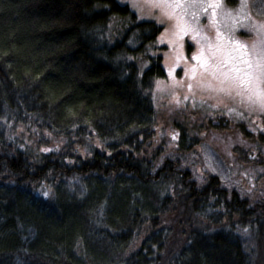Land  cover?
Listing matches in <instances>:
<instances>
[{
    "label": "trees",
    "instance_id": "trees-1",
    "mask_svg": "<svg viewBox=\"0 0 264 264\" xmlns=\"http://www.w3.org/2000/svg\"><path fill=\"white\" fill-rule=\"evenodd\" d=\"M162 30L118 0H0V264H264V136L201 113L244 141L245 189L195 181V137L154 127Z\"/></svg>",
    "mask_w": 264,
    "mask_h": 264
},
{
    "label": "rangeland",
    "instance_id": "rangeland-1",
    "mask_svg": "<svg viewBox=\"0 0 264 264\" xmlns=\"http://www.w3.org/2000/svg\"><path fill=\"white\" fill-rule=\"evenodd\" d=\"M118 2L128 6L139 21L153 22L163 28L157 43L165 47L162 63L166 77L154 82L151 100L155 112L154 127L159 137H165H162L166 142L165 147L174 150L171 138L175 134L177 139V126H180L197 141V144L183 155L184 165L191 170L195 181L201 183L206 176L216 175L229 190L245 189L243 172L240 170L242 167L235 163L234 157L238 149L244 146V141L237 137L233 127L224 132L205 128L201 113H205L209 118L217 116L232 121L242 119L247 122L250 130L258 132L256 139H259L261 134L264 136V131L260 130L264 128V115L258 112L250 113L245 105L240 103L238 96L232 100L222 93L203 87L202 85L208 83L215 86L217 81L199 67L192 56L199 55L202 51L207 55V44L217 42V31L224 40L246 45L249 50L254 43L264 41V1L222 0L214 21L209 18L208 0L195 4L190 0H182L179 6L171 2L162 3L161 0ZM178 23L190 25L187 34L179 37L174 34L178 31ZM193 36L196 39H193ZM193 66H196L195 75L192 72ZM189 84L193 86L191 90ZM185 96L188 99H185ZM229 108L234 111L229 112ZM218 120L213 123L217 124ZM256 139H250L249 143ZM262 145L264 150V142Z\"/></svg>",
    "mask_w": 264,
    "mask_h": 264
},
{
    "label": "snow or ice",
    "instance_id": "snow-or-ice-1",
    "mask_svg": "<svg viewBox=\"0 0 264 264\" xmlns=\"http://www.w3.org/2000/svg\"><path fill=\"white\" fill-rule=\"evenodd\" d=\"M161 2H171L179 6L182 0H161ZM212 6L215 7L216 4L213 3ZM176 28L178 31L174 34L179 37L188 33L190 25L178 23ZM193 39L196 37L193 36ZM216 41L207 44V55L202 51L199 55L192 56V59L198 62V66L217 81L215 86L211 83L202 86L212 92L222 93L232 100L238 96L240 103L244 104L250 113L258 112L264 115V41H260L259 44L254 43L249 50L246 45L224 40L219 31L216 34ZM192 72L195 75L196 66H193ZM188 87L191 90L193 86L189 84ZM185 99L188 97L185 96ZM228 111L232 112L234 109L229 108ZM237 115L239 116L240 113ZM260 130L264 131V128ZM175 138L174 134L173 139ZM44 195L47 197L48 193L45 192Z\"/></svg>",
    "mask_w": 264,
    "mask_h": 264
},
{
    "label": "flooded vegetation",
    "instance_id": "flooded-vegetation-1",
    "mask_svg": "<svg viewBox=\"0 0 264 264\" xmlns=\"http://www.w3.org/2000/svg\"><path fill=\"white\" fill-rule=\"evenodd\" d=\"M190 1H192V3H193V0H190ZM198 2L201 3V0H196V2H194V4L195 3H198ZM208 2L210 3V7H209V18H211V20L214 21L217 18V13L219 12V9L221 7L222 0H208ZM213 3L216 4L215 7L212 6Z\"/></svg>",
    "mask_w": 264,
    "mask_h": 264
}]
</instances>
